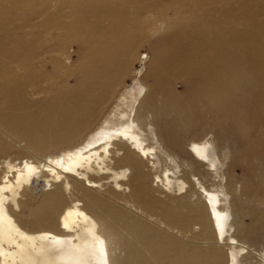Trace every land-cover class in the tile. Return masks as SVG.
<instances>
[{
  "label": "bare ground",
  "instance_id": "1",
  "mask_svg": "<svg viewBox=\"0 0 264 264\" xmlns=\"http://www.w3.org/2000/svg\"><path fill=\"white\" fill-rule=\"evenodd\" d=\"M30 2L27 0V4ZM250 4V0H239L245 17L253 13ZM65 28L69 35L90 45L89 54L101 59L100 67L86 79L95 81L96 96L90 90L82 91V96L74 92L72 97L60 95L59 104L39 112L29 102L15 103L11 111L0 115L8 125L24 122L26 115L34 112L36 120L44 121L24 127L26 135L29 132L28 143L33 144L21 146L30 149L32 157L0 159V264H246L251 255L249 246L234 235L225 236L227 213L214 188L219 184L201 186V191L192 184V177L198 172L194 163L202 166L204 171L199 173L204 176H210L216 168L213 162L205 163L210 141L192 140L185 150L182 144L175 143L179 139L171 130L181 125L182 119H174V124L167 126V141L184 155L163 141L166 156L160 159L155 145L141 134L140 130L150 128L152 122L142 124L138 113L134 116L131 113L146 98L147 87L136 79L133 86L122 90L131 73L129 66L136 58L133 39L119 25L112 29L111 44L96 38L83 26L67 23ZM226 38L222 34L211 43L208 55L197 58L189 55L185 72L196 69L198 74L211 78L209 73L215 70L219 81L232 68L240 77L241 58L229 54ZM202 42L201 38L194 46L200 49ZM231 50H236L234 45ZM120 51L126 53L123 56L127 59L120 73L114 74V55ZM255 51L252 47L253 53L245 57L252 68L258 65ZM7 82L11 81L1 84L2 91L7 90ZM13 88L14 85L8 87ZM195 90L192 85L187 93ZM118 92L120 95L116 96ZM167 93L170 105L164 103L161 107L178 114L180 105L169 85ZM91 100H96L97 106L105 107L104 110H109L113 103L115 106L102 115L101 125L92 127L81 141L68 145L76 134L79 133L76 137L84 135L80 131L94 110ZM209 102L214 110L228 108L227 119L241 120L240 112L228 107L223 95L212 93ZM5 133L12 141L20 142ZM35 136L40 139L35 140ZM54 141L64 142L59 153L36 154L40 150L34 148H43ZM174 162L177 164L173 166ZM179 167L181 174L177 172ZM174 178L179 194L166 193L169 201L155 196L156 191L164 194L171 189ZM39 185L40 189H36ZM103 187L107 189L101 191ZM67 192L77 196L68 200ZM39 193L36 207L17 199L33 198ZM12 200L21 208L19 212L10 204ZM98 209L110 217L111 227L102 220ZM21 215L38 224L46 222L52 228L40 224L36 230H30L19 219ZM195 225L199 229L194 230ZM117 249L119 254L114 257ZM260 257L264 262V252Z\"/></svg>",
  "mask_w": 264,
  "mask_h": 264
},
{
  "label": "rangeland",
  "instance_id": "2",
  "mask_svg": "<svg viewBox=\"0 0 264 264\" xmlns=\"http://www.w3.org/2000/svg\"><path fill=\"white\" fill-rule=\"evenodd\" d=\"M250 2L253 13L245 17L239 0H31L30 4L27 0H0V86L5 80L11 81L6 83V91L0 89V115L11 111L15 103L29 102L39 112L59 104L60 95L72 97L71 92H74L82 96V91L90 90L96 96L95 81L86 79L92 70L100 67L101 59L89 54L90 45L69 35L65 26L67 23L83 26L96 38L111 44L112 29L119 25L121 31L133 39L136 53L122 90L133 86L136 79L147 87L146 98L138 102L131 113L132 116L138 113L142 124L152 122L150 128L140 130L141 134L155 145L160 159L166 156L163 141L184 155L167 141V126L174 124V119H182L181 125L171 130L179 139L175 143L182 144L185 150L192 140L210 141L208 159L204 162H213L216 168L210 176H204L199 173L204 171L202 166L194 163L198 172L192 177L193 187L201 191V186L219 184L214 188L227 213L226 238L236 236L249 246L251 255L246 264L264 263L260 257L264 252V0ZM222 34L228 36L225 40L229 54L241 58V76L232 68L219 81L215 70L210 71L211 78L201 72L198 74L196 69L186 73L184 64L188 56L192 54L197 58L210 54L211 43ZM201 38L204 42L198 49L194 43ZM233 45L236 50H231ZM252 47L256 48V68L245 61L246 55L253 53ZM123 54L126 53L120 51L114 55V74L120 73L127 59ZM10 85H14L13 90L8 89ZM168 85L180 105L178 114L161 107L164 103L170 105ZM192 85L196 90L188 94ZM212 93L227 98L228 107L239 111L241 120L227 119L228 108L214 110L209 102ZM113 100L116 102L117 98ZM90 105L94 110L80 131L84 135L76 137L79 133L76 134L68 145L81 141L92 127L101 125L102 115L115 103L109 110L98 107L96 100H91ZM34 113H28L25 121L17 125H8L0 118V159L33 156L30 149L21 144L28 143L29 132L27 135L24 132L25 125L44 122L36 120ZM5 131L20 142L12 141ZM34 139L40 138L35 136ZM64 146V142L54 141L34 149L40 150L36 154L46 156L59 153ZM176 164L174 162L173 166ZM181 169L178 168L179 174ZM109 181L105 182L110 184ZM176 183L174 178L171 189L164 194L156 191L155 196L169 201L166 193L180 192L176 190ZM106 189L103 187L101 191ZM40 195L18 196L17 199L36 207ZM76 196L66 193L68 200ZM13 202L15 200L10 204L19 212L21 208ZM97 212L111 227L110 217L100 209ZM19 219L26 222L30 230H36L40 224L52 228L46 222L38 224L23 215ZM197 229L195 225L194 230ZM226 251L229 252L230 247ZM118 254V249L113 252L114 257Z\"/></svg>",
  "mask_w": 264,
  "mask_h": 264
}]
</instances>
